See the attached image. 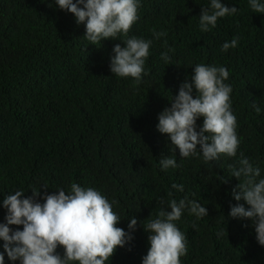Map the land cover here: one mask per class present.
Listing matches in <instances>:
<instances>
[{"label": "trees", "instance_id": "16d2710c", "mask_svg": "<svg viewBox=\"0 0 264 264\" xmlns=\"http://www.w3.org/2000/svg\"><path fill=\"white\" fill-rule=\"evenodd\" d=\"M220 2L238 11L202 32L200 14L210 0H139V19L128 37L152 43L147 75L136 84L110 71L114 46L124 47L128 37L94 45L85 37L86 25L55 0H0V224L7 223L8 194L22 191L28 198L39 191L35 199L44 203L59 189L70 192L73 183L93 188L120 217L117 227L133 237L106 264H142L150 248L144 226L162 209L170 212L171 200L187 197L208 215L197 219L186 207L174 221L187 242L180 264H264L252 220L229 215L232 206L249 207L233 195L239 180L232 167L239 168L241 153L260 168L257 179H264V13L253 12L250 0ZM154 32L167 35L157 39ZM234 37L237 47L222 51ZM164 52L170 64L161 59ZM199 64L229 72L224 83L232 87L240 140L235 157L205 163L198 149L182 158L157 130L159 114ZM196 123L199 131L203 118ZM164 158L178 167L162 170ZM131 218L137 220L134 230L128 228ZM3 244L0 239L4 264H20L8 258ZM64 251L58 246L56 254L63 258Z\"/></svg>", "mask_w": 264, "mask_h": 264}, {"label": "clouds", "instance_id": "9594fccd", "mask_svg": "<svg viewBox=\"0 0 264 264\" xmlns=\"http://www.w3.org/2000/svg\"><path fill=\"white\" fill-rule=\"evenodd\" d=\"M55 3L72 13L77 24L86 25L85 37L94 45L103 39H116L121 34L128 37L139 19V0H55ZM250 7L255 13H264V3L260 0H250ZM237 11L236 7L229 8L220 0H210V8H203L200 14L201 31H209V26H216L218 18ZM153 35L158 39L167 34L154 32ZM238 42L239 37H234L231 42H225L221 50L236 48ZM123 43L124 47L116 44L113 48L110 71L139 84L147 75L145 62L152 42L132 36ZM161 59L170 64L167 52L161 53ZM228 76L225 67L196 65L191 82L182 83L178 95L172 98L171 107L159 114L157 130L170 138L182 158L196 156L198 149L205 163L217 161L221 155L236 156L240 140L236 133L237 118L231 110L232 87L224 83ZM255 110L260 111L258 107ZM200 117L203 125L197 131L196 121ZM238 163V169L232 167V176L239 180L233 195L236 201L243 200L249 207L237 204L231 207L229 215L252 220L258 243L264 246V179H257L260 168L254 167L242 153ZM160 164L162 170L178 167L173 158L161 159ZM241 177L243 182H240ZM172 187L183 191L182 184ZM23 195L24 192L16 191L3 200L8 214L7 223L0 224V239L11 261L19 260L20 264H106L117 248L124 247L133 238L117 227L120 217L107 198L93 188L85 189L73 183L70 192L66 194L59 189L58 194L46 195L44 203L35 199L39 191H33V197L22 198ZM186 207L197 219L208 215L207 208L197 201H188L187 197L179 203L171 200L170 212L162 209L158 218L144 226L150 233V248L142 264H180V257L187 255L186 237L174 223ZM9 225H22L23 230L13 231ZM136 225L137 220L131 218L128 228L134 230ZM58 246L65 250L63 258L56 254ZM0 264H4L2 253Z\"/></svg>", "mask_w": 264, "mask_h": 264}]
</instances>
